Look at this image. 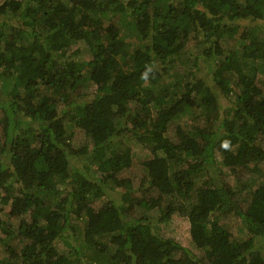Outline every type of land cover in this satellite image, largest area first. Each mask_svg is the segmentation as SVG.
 <instances>
[{
    "label": "trees",
    "instance_id": "obj_1",
    "mask_svg": "<svg viewBox=\"0 0 264 264\" xmlns=\"http://www.w3.org/2000/svg\"><path fill=\"white\" fill-rule=\"evenodd\" d=\"M115 14L147 41L130 54ZM257 26L264 0H0V264H264ZM130 141L149 154L136 184ZM175 213L195 251L159 231Z\"/></svg>",
    "mask_w": 264,
    "mask_h": 264
},
{
    "label": "rangeland",
    "instance_id": "obj_2",
    "mask_svg": "<svg viewBox=\"0 0 264 264\" xmlns=\"http://www.w3.org/2000/svg\"><path fill=\"white\" fill-rule=\"evenodd\" d=\"M126 19H129L126 16ZM111 23L116 25L117 27L120 28L121 34L124 37V40H126L127 45H126V51L127 53H131L137 45H143L147 41L140 39L138 36L135 35V31L130 27V23L127 20H124L120 15H112L110 18ZM260 22V21H250L249 19H244V20H238L237 23H239L242 27L248 26V25H255V23ZM261 23V22H260ZM254 34L257 35V38L259 41L264 42V28L257 26V28L254 30ZM237 37V35H235ZM227 46H233L235 44H240V40L238 43L236 41H228ZM79 49V56L76 58H82L85 57L84 54L87 53L86 48L82 43H73L70 45L69 51H73ZM255 63H252L251 65H254ZM260 65V62L258 61L256 63V67ZM249 65L245 64L244 69L248 70ZM258 72V73H257ZM257 80L263 85L264 87V70H256L255 71ZM185 76L184 71L182 68H172L170 74L165 77V83L168 85V83L175 82L176 79L181 78L183 79ZM163 81V82H164ZM91 90V86L87 91ZM198 112V111H197ZM193 113L188 114L187 116H182L181 119L178 120L179 123L183 124L185 127L189 126V121L190 118L193 117ZM2 138L0 137V141ZM73 142L80 145L82 143V139L80 138L79 134L77 131L73 130ZM129 146L132 150V165L128 171H125L122 175L124 177H129L131 180L136 184L140 178V176L144 173V168L142 165V161L149 157L148 152L143 148V146L139 143H136L134 141L129 142ZM217 161H220L219 155H217ZM90 164V163H89ZM92 164H90L91 166ZM260 173L261 176L259 175L260 179L264 178V161L260 163ZM220 168L225 169L223 165L220 163ZM203 178V176H202ZM205 178V177H204ZM1 205V204H0ZM2 206V205H1ZM6 211L5 209H3ZM147 215L150 217H155L157 215L156 210H152L149 212H146ZM7 218V216H6ZM13 221V224L15 225L17 223V220L11 219ZM72 227L67 231L68 233H72L73 235L67 240H69L71 243H75L73 239H76V241L80 244L81 241L83 240L82 237V228L85 225V221L83 218H76L75 216L72 217L71 221ZM158 228L159 231L166 236L172 238L174 241L178 242L179 244L192 248L194 250V247L191 243L190 235H189V221L187 217L182 216L180 214H173L171 218L165 222V223H158ZM229 229L231 230L232 234L234 235L235 239L238 240H244L250 236L246 226L241 222L240 219L237 217H232L229 220ZM108 240V236L106 238H102V241L106 242ZM257 246V245H255ZM60 250L67 251V254H70L72 249L68 246L65 245L64 242H60L58 245ZM195 251V250H194ZM89 253V252H88ZM6 252H4V248L0 244V258L6 257ZM72 258V264H79L75 259V255L70 256ZM85 264H96V261H85Z\"/></svg>",
    "mask_w": 264,
    "mask_h": 264
},
{
    "label": "clouds",
    "instance_id": "obj_3",
    "mask_svg": "<svg viewBox=\"0 0 264 264\" xmlns=\"http://www.w3.org/2000/svg\"><path fill=\"white\" fill-rule=\"evenodd\" d=\"M148 77V72L146 71L145 73L142 74V79H147ZM229 145L227 142H225V144L223 145V147L227 148Z\"/></svg>",
    "mask_w": 264,
    "mask_h": 264
}]
</instances>
